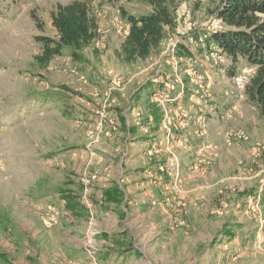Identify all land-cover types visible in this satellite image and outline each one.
I'll list each match as a JSON object with an SVG mask.
<instances>
[{"label": "rangeland", "instance_id": "rangeland-1", "mask_svg": "<svg viewBox=\"0 0 264 264\" xmlns=\"http://www.w3.org/2000/svg\"><path fill=\"white\" fill-rule=\"evenodd\" d=\"M0 1V252L9 264H264V118L244 92L255 69L241 60L231 78L205 42L220 29L216 0L181 1L176 27L133 64L115 54L128 29L120 8L150 7L94 0L86 62L64 52L46 69L33 63L35 39L55 38L51 15L71 0ZM114 182L119 207L102 199ZM60 187L81 195L87 220L64 209Z\"/></svg>", "mask_w": 264, "mask_h": 264}, {"label": "trees", "instance_id": "trees-1", "mask_svg": "<svg viewBox=\"0 0 264 264\" xmlns=\"http://www.w3.org/2000/svg\"><path fill=\"white\" fill-rule=\"evenodd\" d=\"M93 1L71 0L68 4L56 6L51 15L55 38L38 36L35 39L41 48V52L33 57L36 67L46 69L54 58L62 56L64 52L74 61L86 62L83 50L93 42L98 31V23L91 9ZM101 1L113 4L118 0ZM123 1L144 3L151 9L148 14H130L120 8L121 17L128 29L115 54L121 63L133 64L150 57L159 48L166 30L172 31L176 27V11L179 3L184 0ZM214 15L220 29L205 38V42L216 47L229 61L227 75L231 78L235 77L241 60L255 69L244 92L248 102L264 118V0H216ZM178 54L190 56L182 46ZM153 118L156 123L159 122V116L154 114ZM121 122L124 125L123 119ZM56 192L64 209L73 218H89L88 208L79 193L61 187ZM102 199L106 204L119 207L124 203V193L114 182L103 190ZM0 264H9L6 254L1 252Z\"/></svg>", "mask_w": 264, "mask_h": 264}, {"label": "built area", "instance_id": "built-area-1", "mask_svg": "<svg viewBox=\"0 0 264 264\" xmlns=\"http://www.w3.org/2000/svg\"><path fill=\"white\" fill-rule=\"evenodd\" d=\"M177 44H178V40H176V41L174 42V44H173V48H172V50H171L172 52H174V50H175Z\"/></svg>", "mask_w": 264, "mask_h": 264}, {"label": "crops", "instance_id": "crops-1", "mask_svg": "<svg viewBox=\"0 0 264 264\" xmlns=\"http://www.w3.org/2000/svg\"><path fill=\"white\" fill-rule=\"evenodd\" d=\"M124 201H125V198H124ZM135 203H136V201H135Z\"/></svg>", "mask_w": 264, "mask_h": 264}]
</instances>
